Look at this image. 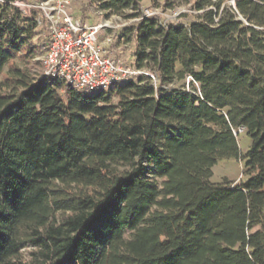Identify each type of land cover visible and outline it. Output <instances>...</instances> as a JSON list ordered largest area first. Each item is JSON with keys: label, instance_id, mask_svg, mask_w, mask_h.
Segmentation results:
<instances>
[{"label": "trees", "instance_id": "trees-1", "mask_svg": "<svg viewBox=\"0 0 264 264\" xmlns=\"http://www.w3.org/2000/svg\"><path fill=\"white\" fill-rule=\"evenodd\" d=\"M96 1L133 19L144 0ZM185 1L191 24L121 34L159 84L93 95L18 67L50 37L0 2V264H264V0ZM178 67L193 91L163 87Z\"/></svg>", "mask_w": 264, "mask_h": 264}, {"label": "built area", "instance_id": "built-area-1", "mask_svg": "<svg viewBox=\"0 0 264 264\" xmlns=\"http://www.w3.org/2000/svg\"><path fill=\"white\" fill-rule=\"evenodd\" d=\"M0 2L4 3V0ZM19 2V11L24 16L35 18L38 28H45L50 36L44 55L39 58L43 80L50 83L60 81L66 87L105 93L124 82H136L142 76L151 78L152 84L157 85L158 78L146 74L143 68L125 67L121 59L111 56L110 47L118 38V33L130 28V24L160 17V26L167 29L173 24L169 21L172 16H165L156 8L141 6L135 11L138 17L133 19L127 18V14L106 17L107 13L99 8L96 1L100 9L97 13L105 14V18L98 24H89L73 17L71 0ZM10 4L18 5L14 2ZM105 32L111 35L102 40ZM242 133H245L244 129H239L235 135L238 137Z\"/></svg>", "mask_w": 264, "mask_h": 264}, {"label": "rangeland", "instance_id": "rangeland-1", "mask_svg": "<svg viewBox=\"0 0 264 264\" xmlns=\"http://www.w3.org/2000/svg\"><path fill=\"white\" fill-rule=\"evenodd\" d=\"M19 1L21 0H13L14 3L18 4L17 6L14 5L16 8H18V10L20 9L19 4H21V2ZM30 1L32 2L34 0H26V2ZM141 6L144 8L159 9L161 12H163V14H166L165 16H172L169 21H173V23L183 22L184 24L189 25L196 20L197 13L191 9V4L187 3L185 0H144ZM98 10L100 9H98L96 0H71V13L73 17L76 19L84 20L89 24H98L99 22H101V20H103V18H105V14L100 15L97 13ZM131 13L133 12H126V14ZM174 14H177L176 19L174 18ZM136 25L137 24L135 22L130 24L129 27H136ZM38 33L39 34L38 37H36L35 42H38V39L42 40L43 38L49 36V33L43 27L38 29ZM121 34H123V32L118 33V38L110 47V54L115 58L121 59L125 67L137 68L135 58L133 57L135 48L134 40L132 39L130 42H128L126 39L121 38ZM110 35L111 34L109 32H105L101 39L103 40ZM37 45L41 46V43H37ZM44 48L42 49L41 47H39L38 52L32 57L29 56L22 59L17 57L13 60L14 63L22 70L26 71L34 81L41 79L43 80V70L39 58L44 55ZM143 70L146 72V74H152L155 76V78H158L157 74L154 71L148 68H143ZM1 81L2 76H0V82ZM190 82L191 78L188 76V74L178 67V71L174 80L171 83H164L163 87L168 90L185 89L188 91H193V83L190 84ZM157 84H159V81ZM0 88L2 89V91H10L5 87ZM98 92V90H82V93L85 95H93ZM238 140L240 143V149L244 153L251 146V139L245 133H242L238 136ZM120 170H124V168H121ZM213 172L214 175L212 181L215 183L222 182L225 178L231 181L239 182L245 178V163L243 160L221 161L214 167ZM87 190L92 191L93 189L88 188ZM127 237L129 238V235H127ZM31 249L32 248H26L23 250L24 258H30L29 252L31 251Z\"/></svg>", "mask_w": 264, "mask_h": 264}, {"label": "crops", "instance_id": "crops-1", "mask_svg": "<svg viewBox=\"0 0 264 264\" xmlns=\"http://www.w3.org/2000/svg\"><path fill=\"white\" fill-rule=\"evenodd\" d=\"M247 150H248V149H247ZM247 150H246V151H247ZM246 151H245V152H246ZM244 163H245V162H244Z\"/></svg>", "mask_w": 264, "mask_h": 264}]
</instances>
